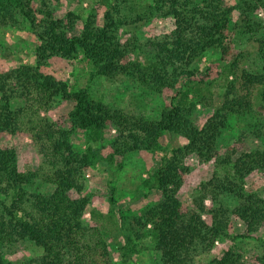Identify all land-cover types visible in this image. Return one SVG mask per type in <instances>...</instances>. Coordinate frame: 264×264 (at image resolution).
Masks as SVG:
<instances>
[{
    "label": "trees",
    "instance_id": "obj_1",
    "mask_svg": "<svg viewBox=\"0 0 264 264\" xmlns=\"http://www.w3.org/2000/svg\"><path fill=\"white\" fill-rule=\"evenodd\" d=\"M238 7L244 34L259 46L261 64L256 71L240 67L241 56L229 41L234 8L227 0H103L91 8L79 32L80 17L68 13L58 19L52 0H42L40 9L30 0H0V28L27 21L38 40L36 65L0 73V264H114L102 229L85 220L87 213L93 220L98 217L86 193L85 174L100 163L119 170L127 156L138 151L155 153L166 135L186 143L169 151L144 182V187L160 191L159 201L140 216L122 217L127 242L151 237L156 264H197L199 257L228 237L232 217L244 222L248 235L264 227V198L244 188L247 177L264 172V148L243 151L245 137L224 154L218 148L229 118L254 116L255 91H264V28L251 21L253 0H240ZM155 19H171L173 31L145 42L143 46L151 50L146 59L133 57L142 44L131 38L123 41L124 30ZM212 49L228 63L227 83L222 105L199 128L193 120L196 107L210 103L197 100L196 65ZM79 55L98 78L109 83L127 78L159 95L164 101L159 120L114 109L43 72L52 58L74 61ZM67 102L75 104L67 123L44 116ZM76 130L88 145L81 154L72 143ZM106 134L111 136L108 140ZM7 135L31 138L43 158L36 170L20 171L17 151L2 145ZM191 158L213 163L215 171L200 185L190 209L179 194ZM38 182L54 191L34 190ZM208 197L218 204L214 209H207ZM226 199L234 202L233 208ZM109 201L112 207L116 203L112 196ZM205 215L211 216V223ZM22 242L34 243L42 255L20 263L7 260ZM210 264H264V245L251 262L229 249Z\"/></svg>",
    "mask_w": 264,
    "mask_h": 264
},
{
    "label": "rangeland",
    "instance_id": "obj_2",
    "mask_svg": "<svg viewBox=\"0 0 264 264\" xmlns=\"http://www.w3.org/2000/svg\"><path fill=\"white\" fill-rule=\"evenodd\" d=\"M36 9L42 6V0H30ZM58 19L64 18L68 13H75L81 19L78 23V32L83 29V22L90 14L91 8L103 0H52ZM234 8L233 17L229 26V41L234 52L241 56L240 67L249 71L260 68L259 46L248 40L241 28L240 0H227ZM256 9L250 18L264 28V0H253ZM243 26V25H242ZM174 29L171 19L152 20L137 27H128L124 30L123 41L131 38L142 47L133 57L146 59L151 55V50L143 46L145 42L155 37L170 34ZM38 40L33 34L27 21H21L19 27L0 28V73L16 69L23 65H36V48ZM227 61L223 59L217 49H212L197 63V77L193 86L199 88V99L209 102L210 106L197 105L193 116L195 124L201 128L215 109L222 105V94L227 83ZM45 74L53 75L66 81L72 91L86 90L89 95L104 104L122 109L129 113L142 115L150 120H159L164 101L151 91L124 78L118 83H109L94 74L93 67L87 63L82 55L74 61L52 58L43 66ZM230 81V79H229ZM263 88L257 89L254 95L255 115L246 118L231 116L226 129L222 132L218 148L224 154L229 147L245 137L244 150L254 151L264 148V96ZM17 105V103H15ZM75 104L67 102L53 107L44 116L49 120H63L68 122L69 113ZM111 136L106 134L107 140ZM74 149L83 153L87 149L85 136L80 131H74L72 137ZM186 143L183 138L176 135H166L161 138L157 152L138 151L127 156L123 167L117 169L116 165L96 164L86 174V193L92 197L93 206L98 217L94 220L87 213L85 220L95 223L102 229V233L109 245L110 256L114 264H156L157 258L151 237L137 240L132 237L127 242L128 228L123 226L122 217L131 219L157 203L161 197L160 191L144 187L145 180L157 170L162 158L172 149L181 147ZM4 147L13 148L18 153V166L20 171L36 170L42 163L36 145L29 136L7 135L2 141ZM105 156L109 155L104 150ZM189 173L184 186L179 194V199L188 208H194V200L199 196V187L208 182L215 171L213 163L201 164L197 159L191 158L187 162ZM244 188L248 193H254L264 198V172L255 171L244 180ZM34 190L51 194L54 187H48L38 182ZM116 201L112 207L109 198ZM72 197L78 195L72 192ZM225 204L233 208L234 202L226 199ZM207 209H214L218 204L208 197L205 201ZM113 209V211H112ZM102 217V218H101ZM204 219L211 223V216L205 215ZM93 220V221H92ZM247 226L236 217L231 218V227L228 237L220 239L214 249L199 257L197 264H210L214 259L220 258L229 249H234L244 255L246 262H251L260 253L264 245V227L255 234H247ZM130 234V233H129ZM125 248H127L125 250ZM43 250L31 242H22L16 245L7 260L13 263L26 262L42 255ZM127 253V255H125Z\"/></svg>",
    "mask_w": 264,
    "mask_h": 264
}]
</instances>
